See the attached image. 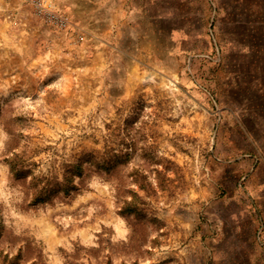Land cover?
Instances as JSON below:
<instances>
[{
	"label": "rangeland",
	"instance_id": "rangeland-1",
	"mask_svg": "<svg viewBox=\"0 0 264 264\" xmlns=\"http://www.w3.org/2000/svg\"><path fill=\"white\" fill-rule=\"evenodd\" d=\"M0 264H264V0H0Z\"/></svg>",
	"mask_w": 264,
	"mask_h": 264
},
{
	"label": "trees",
	"instance_id": "trees-1",
	"mask_svg": "<svg viewBox=\"0 0 264 264\" xmlns=\"http://www.w3.org/2000/svg\"><path fill=\"white\" fill-rule=\"evenodd\" d=\"M71 182V181H70ZM73 189H76V187L75 186H71V187H69V186H66L64 189H63V192L67 195L71 190H73Z\"/></svg>",
	"mask_w": 264,
	"mask_h": 264
},
{
	"label": "bare ground",
	"instance_id": "bare-ground-1",
	"mask_svg": "<svg viewBox=\"0 0 264 264\" xmlns=\"http://www.w3.org/2000/svg\"><path fill=\"white\" fill-rule=\"evenodd\" d=\"M83 230H84V229H83ZM62 236H64V235H62ZM84 237H87V233H84ZM58 238H60V237H58V236H56V235L50 236V240L53 241V242H55ZM49 242H50V241H49Z\"/></svg>",
	"mask_w": 264,
	"mask_h": 264
}]
</instances>
